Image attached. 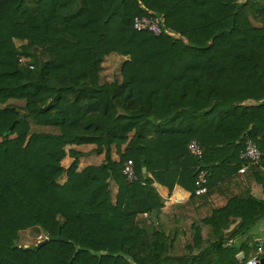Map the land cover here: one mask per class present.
<instances>
[{
	"label": "trees",
	"instance_id": "obj_1",
	"mask_svg": "<svg viewBox=\"0 0 264 264\" xmlns=\"http://www.w3.org/2000/svg\"><path fill=\"white\" fill-rule=\"evenodd\" d=\"M155 15L160 34L133 27ZM108 55L123 62L101 82ZM0 138V264H245L264 220L241 182L264 181V0H0ZM73 144L103 160L78 169L69 149L63 166ZM155 183L190 192V221L159 214ZM28 229L65 240L20 245Z\"/></svg>",
	"mask_w": 264,
	"mask_h": 264
},
{
	"label": "crops",
	"instance_id": "obj_2",
	"mask_svg": "<svg viewBox=\"0 0 264 264\" xmlns=\"http://www.w3.org/2000/svg\"><path fill=\"white\" fill-rule=\"evenodd\" d=\"M12 136H14V135H12ZM85 147H87V148H85ZM92 147H93L92 144L67 145L65 147L66 156L61 161L62 165L66 167L71 161V157L68 154L69 149L80 150L82 152V155L79 157L78 167L80 166V168H78V169H81L82 167H84L85 165H88V164H99L103 160V154L102 153L97 154V153L89 152V150ZM94 157H96L97 163L91 162V159ZM67 158H68V162H66ZM113 158L117 159V154L115 152L113 153ZM260 172H261L262 176L264 177V168H260ZM248 177L249 178L246 181L245 176H241V178H242L241 182L246 183V184H250V189H251L252 194L255 195L257 198L264 200V181H263V184L254 181V178H252L251 174H249ZM65 180H66V174L64 173L58 179V183H63ZM154 186L156 189V193L158 194V196L160 198V201L163 203V207L158 211L159 214L164 215L166 213H168V214L172 213L174 211V206H176V204H182V205H184L183 208H185V210L183 209L179 213H181V216H183L187 221L191 220L190 216H193L195 214L194 205H196V204L193 203V201L189 198L190 192L186 191L185 189L181 188L178 185H176L171 192H168V189L165 186L159 185L157 183H155ZM231 189L237 190L238 187L236 188V187L232 186ZM116 190H117L116 185L112 184V197L113 198L115 196ZM230 195H231V192H221L220 190H217V191L215 190V191H212V200H213L214 204L222 205L226 202L227 198ZM201 213H202V211H201ZM150 216H151V214H149V215L142 214V215L138 216L137 220L139 218H141V219H143V222H144V220L146 219L145 220L147 222L146 225L149 229H151L152 220L150 219ZM251 230H252V233L254 235L255 240L258 241V246L259 245L264 246V220L260 221L257 224V226L253 227ZM30 231H33V230H30ZM203 231H204V233L206 232L205 228L203 229ZM27 232H29V229L24 230L20 233L19 242H23L24 234ZM37 233H39V232H36V234ZM257 254H258V251L256 249V253L254 256H256Z\"/></svg>",
	"mask_w": 264,
	"mask_h": 264
},
{
	"label": "built area",
	"instance_id": "obj_3",
	"mask_svg": "<svg viewBox=\"0 0 264 264\" xmlns=\"http://www.w3.org/2000/svg\"><path fill=\"white\" fill-rule=\"evenodd\" d=\"M133 27L136 30H149L154 34H160L162 32V17L159 15L155 16H136L133 19ZM190 152L195 155L200 156L202 150L198 146L195 141H191L188 145ZM262 152L258 148V146L252 142L251 140L246 141L245 148L242 151V157L252 161L257 162L261 158ZM123 174L129 181L136 179V169L132 162V160H127L124 163L123 167ZM207 171L200 170L197 175L196 181V193H202L206 190L205 186L203 185L206 181ZM47 238V235L42 232V234L38 235V241H42L43 239ZM258 254L250 259H248L245 264H258V260L260 258L264 259V246L259 245L257 247Z\"/></svg>",
	"mask_w": 264,
	"mask_h": 264
},
{
	"label": "rangeland",
	"instance_id": "obj_4",
	"mask_svg": "<svg viewBox=\"0 0 264 264\" xmlns=\"http://www.w3.org/2000/svg\"><path fill=\"white\" fill-rule=\"evenodd\" d=\"M19 44V42H17ZM25 59V58H24ZM27 59V58H26ZM123 62V58L120 57V56H117V55H108L104 62H103V70L101 72V77H100V80L101 82L103 81H112L114 80L115 78H118L119 77V69L121 67V63ZM10 102H14V100H10ZM3 106V105H1ZM87 148V147H85ZM86 150V149H85ZM98 160V159H97ZM66 162H68V158L66 159ZM91 162L92 163H97L96 162V157L92 158L91 159ZM80 168V166L78 167ZM168 214V213H166ZM146 220V219H145ZM144 220L143 222V219L139 218L138 221L142 224H147V222ZM164 224L167 226V225H170L171 223V219L168 218V216L163 220ZM37 231L33 230V231H30L29 229V232L25 233L24 234V237H23V242H19L20 245H34L36 243H38V235L42 234V232H39L36 234ZM20 239V237H19ZM256 253V250H255V247H252V254H255Z\"/></svg>",
	"mask_w": 264,
	"mask_h": 264
},
{
	"label": "water",
	"instance_id": "obj_5",
	"mask_svg": "<svg viewBox=\"0 0 264 264\" xmlns=\"http://www.w3.org/2000/svg\"><path fill=\"white\" fill-rule=\"evenodd\" d=\"M14 123H15V121L11 124V126L9 127V129L12 128V126H13ZM209 166H211V164ZM143 171H145V168H143ZM49 240H65V238L64 237H61V236L53 237V236L47 235V238L43 239L42 241H39L38 246H40V245H42L44 243H47ZM237 258L240 261H242L244 259V253L243 252L237 253ZM258 264H264V259L263 258H260L258 260Z\"/></svg>",
	"mask_w": 264,
	"mask_h": 264
}]
</instances>
